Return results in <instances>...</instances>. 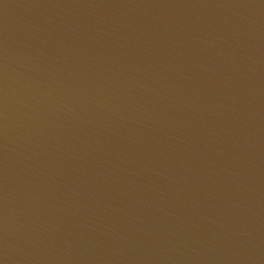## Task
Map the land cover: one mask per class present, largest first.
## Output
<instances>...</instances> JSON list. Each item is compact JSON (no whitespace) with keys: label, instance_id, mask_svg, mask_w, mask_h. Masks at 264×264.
<instances>
[{"label":"water","instance_id":"1","mask_svg":"<svg viewBox=\"0 0 264 264\" xmlns=\"http://www.w3.org/2000/svg\"><path fill=\"white\" fill-rule=\"evenodd\" d=\"M264 98V0H0V264H174Z\"/></svg>","mask_w":264,"mask_h":264}]
</instances>
